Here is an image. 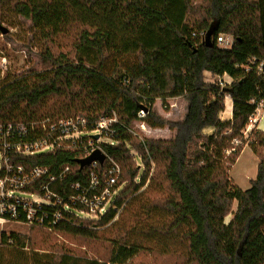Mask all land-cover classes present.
Wrapping results in <instances>:
<instances>
[{"label":"trees","instance_id":"obj_1","mask_svg":"<svg viewBox=\"0 0 264 264\" xmlns=\"http://www.w3.org/2000/svg\"><path fill=\"white\" fill-rule=\"evenodd\" d=\"M0 6L28 22L42 41L41 70L0 88V123L117 117L115 144H99L121 169L112 207L99 219L64 214L52 231L94 238L144 188L154 197L142 210L167 218L143 226L146 235L177 238L192 264H264V132L253 128L246 138L242 133L256 105H264V77L252 66L245 71L250 59L264 57V0H0ZM209 30L210 47L192 37ZM218 34L233 38L230 49L215 45ZM67 36L73 39L69 50L54 54L56 39ZM205 73L211 81L226 75L232 83L219 88L205 81ZM225 97L232 111L222 121ZM169 98L183 101L180 119L155 112V101ZM51 99H62L61 105L40 108ZM137 121L167 128L170 136L138 140ZM245 145L257 165L241 190L227 172ZM79 158V151L61 150L28 161L50 173L69 166L66 186L84 180L88 169L79 168ZM33 238L0 233V264H6L2 249L25 250ZM120 245L107 259L32 249V264H122L137 254L135 245Z\"/></svg>","mask_w":264,"mask_h":264},{"label":"built area","instance_id":"obj_2","mask_svg":"<svg viewBox=\"0 0 264 264\" xmlns=\"http://www.w3.org/2000/svg\"><path fill=\"white\" fill-rule=\"evenodd\" d=\"M192 37L202 42L205 39L204 33L192 34ZM215 45L228 50L233 45V38L218 34ZM248 65L245 71L253 67L258 75L264 77V57L252 58ZM210 83L223 88L229 86L232 80L224 75ZM260 108H264L262 103L256 105L242 133H249L255 128V116ZM144 115L142 110L138 113L139 118ZM116 123L114 113L93 122L75 116L44 118L29 123H0V227L15 223L52 230L54 225L64 220V214L73 213L79 217V213H83L90 219L103 216L112 207L121 188L118 185L120 166L99 145L115 144L112 137ZM61 150L79 151L81 158L78 160L98 151L104 159L102 163L94 161L86 167L88 170L83 175L84 180L66 186L63 181L71 173L69 166L50 173L47 167L32 166L28 161L32 157L55 154ZM75 205L81 206V210H75Z\"/></svg>","mask_w":264,"mask_h":264},{"label":"rangeland","instance_id":"obj_3","mask_svg":"<svg viewBox=\"0 0 264 264\" xmlns=\"http://www.w3.org/2000/svg\"><path fill=\"white\" fill-rule=\"evenodd\" d=\"M0 26L7 30L5 35L0 33V88L14 79L28 77L38 73L41 65L38 63V54L41 51L42 41L37 32L28 22L21 20L7 7L0 6ZM7 37V39L5 38ZM72 37L58 38L52 47V52L66 53L71 45ZM211 82L210 76H205ZM227 81V80H226ZM58 101V103H57ZM47 100L40 108L47 110L61 105L60 100ZM224 99V105L227 106ZM263 108L255 116L259 115ZM155 112L163 117L180 119L184 113L183 101L178 98H169L162 103L159 100L154 104ZM261 115V114H260ZM259 115V116H260ZM263 116V117H262ZM259 119L260 128L264 130V114ZM263 118V120H261ZM141 122H135L133 130L137 139L141 138H168L170 131L167 128L152 129ZM207 132V131H206ZM209 133V132H207ZM248 137L249 133H243ZM134 163L142 168L137 152L131 150ZM257 157L250 147H246L237 162L228 169V178L232 185L241 190L249 187L247 178H253L256 171ZM123 212H119L113 221L106 227L95 230L94 238L83 239L54 232L42 227L26 226L23 224L9 223L0 227V233H15L24 237L33 236L32 245L25 250L2 249V260L6 264H32L33 250H61L73 255L88 259H107L114 257L118 247L123 242L126 245H135L137 254L122 264H192L188 261L183 245L176 238L164 237L160 234L146 235L143 226L164 223L167 218L158 212L142 210V206L150 204L154 195L147 193L142 188ZM236 208L233 202L231 212L224 222L227 223ZM119 215V217H118ZM79 217L86 218L83 213ZM264 231V229H263ZM29 248V250H28ZM33 249V250H32ZM114 264V263H108Z\"/></svg>","mask_w":264,"mask_h":264},{"label":"water","instance_id":"obj_4","mask_svg":"<svg viewBox=\"0 0 264 264\" xmlns=\"http://www.w3.org/2000/svg\"><path fill=\"white\" fill-rule=\"evenodd\" d=\"M0 33L1 35H5L7 33V30L0 26ZM204 42L207 47L211 46V31L210 30L206 32ZM103 159H104L103 155L100 152L95 151L87 158L76 160L75 162L81 169L84 167H88L94 161L102 163Z\"/></svg>","mask_w":264,"mask_h":264},{"label":"crops","instance_id":"obj_5","mask_svg":"<svg viewBox=\"0 0 264 264\" xmlns=\"http://www.w3.org/2000/svg\"><path fill=\"white\" fill-rule=\"evenodd\" d=\"M207 75H209V74H207V73H205V76H207ZM205 81L207 82V83H210V81H208V80H206V78H205ZM225 99L227 100V106L225 107V105H224V111L220 114V119L222 120V121H225V120H230L231 119V111H232V101H231V99L229 98V97H225ZM261 114V115H260ZM264 114V108L261 110V112L259 113V115L255 118L256 120H255V122H254V126H255V128L256 129H258V130H260V131H262V132H264V130L263 129H261L260 128V125H261V122L262 121H260V117L262 116ZM263 117V116H262ZM261 120H263V118L261 119ZM209 132V131H208ZM247 147V145H245L243 148H242V151L240 152V154L238 155V157H237V159H236V161L235 162H237L238 161V159L240 158V156H241V154L244 152V150H245V148ZM257 165V164H256ZM255 173H256V171H255ZM255 177V175L253 176V178ZM253 178H247L248 179V181L250 182Z\"/></svg>","mask_w":264,"mask_h":264}]
</instances>
